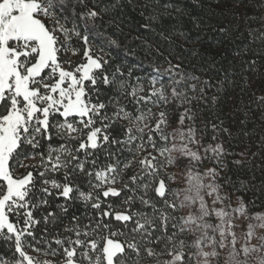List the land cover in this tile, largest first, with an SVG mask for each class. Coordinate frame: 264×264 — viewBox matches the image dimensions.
<instances>
[{"label":"trees","instance_id":"trees-1","mask_svg":"<svg viewBox=\"0 0 264 264\" xmlns=\"http://www.w3.org/2000/svg\"><path fill=\"white\" fill-rule=\"evenodd\" d=\"M42 3L48 10L44 25L57 39L58 60H68L67 44L81 57L90 43L106 60L101 73L115 80L101 79L91 88L93 100L103 105L94 124L102 128L99 146L84 147L89 129L78 134L64 127L78 122L77 116L56 113L47 127L29 130L11 155L13 174L33 177L26 200L35 220L26 245L63 259L71 242L80 239L83 245L63 264H89L80 252L96 239L103 246L114 235L126 245L115 264H165L175 243L187 241L178 229V209L157 193L160 176L150 172L162 167V159L145 156L152 144L165 143L155 131L137 134L128 126L129 119L156 124L162 113L177 116L187 107L193 125L199 122L203 134L220 141L229 186L243 194L250 210L264 208V0ZM49 72L45 69L40 79ZM153 88V100L165 96L162 107L142 98ZM112 166L120 191L100 183L101 173ZM123 213L134 217L126 220ZM10 216L25 222V216ZM20 257L14 238H0L2 262L15 264Z\"/></svg>","mask_w":264,"mask_h":264},{"label":"rangeland","instance_id":"rangeland-1","mask_svg":"<svg viewBox=\"0 0 264 264\" xmlns=\"http://www.w3.org/2000/svg\"><path fill=\"white\" fill-rule=\"evenodd\" d=\"M43 7L42 0H0V68L3 70L0 87V238H14L21 255L15 264H63L64 260L73 259V250L82 246L83 241L79 239L77 244L72 241L63 259L56 258L55 253L39 251L25 244V237L31 233L35 220L26 200L33 177L31 174H13L9 166L11 155L27 138L29 130L39 132L42 127H47L49 118L56 113L67 119L77 116L78 122L67 121L64 127L78 134L89 129L84 147L99 146L102 128H96L94 124L98 122V116L103 115L100 113L103 105L93 100L91 88L101 79L107 84L115 80L113 76L101 73L106 60L102 50H95L90 43L81 57L78 50L67 44L68 60H58L57 39L44 25L43 18L48 15V10ZM22 19L25 20L21 22ZM24 35L32 38H24ZM47 68H50L48 76L40 79ZM139 88L136 91H141ZM150 93L152 98L151 95L142 98L159 102L160 106L164 94L153 100L157 89ZM4 101H7L6 114L1 113ZM190 112L188 107L177 116L165 112L156 124L150 125L129 119L130 131L136 130L137 134L145 129L155 131L165 143L162 147L152 144L145 156L151 161L162 159V167L150 171L160 176L156 191L178 209V229L187 237V241L175 243L165 264H264V208L250 210L243 194L229 186L224 177L220 141L203 134L199 122L197 127L193 125ZM118 113L124 115V109L118 108ZM78 123H83V127ZM63 152L60 149L57 154ZM32 161H23L21 166ZM116 177V167L112 166L101 173L100 183L120 191L121 184ZM12 212L18 219L25 216L24 224L13 222ZM122 216L126 220L134 217L130 213ZM140 225L144 226L143 223ZM125 246L111 235L103 246L96 239L91 250L87 248L80 254L89 264H100L102 260L106 264H115L116 256ZM0 264L9 262L0 260Z\"/></svg>","mask_w":264,"mask_h":264},{"label":"crops","instance_id":"crops-1","mask_svg":"<svg viewBox=\"0 0 264 264\" xmlns=\"http://www.w3.org/2000/svg\"><path fill=\"white\" fill-rule=\"evenodd\" d=\"M25 19H26V18H25ZM25 19H22L21 22L24 21ZM21 38H23V37H21ZM24 38L29 39V38H32V37L27 36V35H24ZM0 65H1V64H0ZM2 75H3V70L0 68V87H1L2 84H3V83H2V79H1V78H2Z\"/></svg>","mask_w":264,"mask_h":264}]
</instances>
